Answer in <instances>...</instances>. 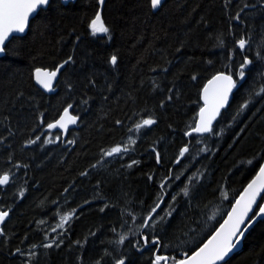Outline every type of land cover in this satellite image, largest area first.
I'll return each instance as SVG.
<instances>
[{"label":"trees","instance_id":"16d2710c","mask_svg":"<svg viewBox=\"0 0 264 264\" xmlns=\"http://www.w3.org/2000/svg\"><path fill=\"white\" fill-rule=\"evenodd\" d=\"M98 10V0H51L0 58V176L9 175L0 186L8 213L0 264H153L156 255L174 264L208 240L264 161L258 0H165L157 12L150 0H107L109 33L94 36ZM70 56L56 93L46 94L35 69ZM245 56L253 64L241 79ZM220 72L239 86L212 131L199 135L202 90ZM69 105L80 121L64 139L47 125ZM146 119L155 123L137 130ZM117 145L129 150L105 156ZM157 203L154 222L142 226ZM222 264H264V219Z\"/></svg>","mask_w":264,"mask_h":264},{"label":"snow or ice","instance_id":"6c2138e0","mask_svg":"<svg viewBox=\"0 0 264 264\" xmlns=\"http://www.w3.org/2000/svg\"><path fill=\"white\" fill-rule=\"evenodd\" d=\"M99 4L102 6L105 3V0H98ZM151 8L158 9L162 5V0H150ZM258 4L260 7H264V0H258ZM50 0H0V54L6 52V41L9 39L10 34L12 33H24L26 26L29 22V17L36 13L39 8L43 6H49ZM245 8H256L257 4H245ZM243 11V9H242ZM239 18V14H237V19ZM92 35H97L100 33L108 34L109 28L106 27L101 18V13L97 11L95 14V18L91 21L89 25ZM248 41L241 38L238 41V46L241 50H245ZM257 57H260V54L257 53ZM72 60V57H68L67 60L64 61L63 64L59 65L54 71H46L40 68L35 69V80L38 84H40L46 90H52V81L57 76L58 72H60L61 68L64 65L68 64ZM110 63L112 65H116L117 57L115 55L111 56ZM253 64V60L249 59L247 56L244 57L243 63L240 65V69L238 71V75L241 79L245 77L244 69ZM195 79V77H193ZM219 83V87L215 88L213 91L211 103L209 101L208 96V86L205 87V108H202L200 111L201 120L193 129V131L197 133L201 132H210L212 120L218 114L219 109L222 108L227 100L228 94L231 92L232 88L235 87L236 81L233 79L232 75H225L223 73H219L213 77L211 81H209V85H217ZM261 92H264V88L261 89ZM247 105H245L246 107ZM69 108L71 105L68 106ZM209 113L207 117L205 113ZM65 118H68V122L75 123V117H69L68 108L64 109V114L57 120L55 123H50L47 125L49 129L61 127L66 128ZM120 123V121H117ZM155 123L152 119H146L142 122V124H137V130L143 126H149ZM37 140L39 137L36 138ZM35 140H30L29 143H35ZM50 142V141H49ZM134 143V141H131ZM127 152L128 146H124L123 149L119 145L107 150L104 154L105 156H112L113 154H119L121 151ZM188 149L184 148L181 152V156H183L184 152H187ZM159 161V156H157ZM136 163V161H133ZM131 167V165H129ZM86 174V173H85ZM151 179V177H150ZM179 179V177H177ZM264 179V166L260 167V173L257 178ZM9 182L8 174H4L0 176V185H5ZM257 180H254L252 183L248 185V188L245 190L244 195L240 200L236 202V205L233 206L232 212L228 214V219L220 226L219 229L215 232V234L205 243L202 247H200L197 251L193 252L190 256L185 254L184 259L175 260V258H171L175 260V264H219V262L224 261L225 257L229 255V253L236 247L237 243H239V238L244 236L245 231L255 222L256 218H264V204L258 205L259 210L253 212V204L256 203V196L258 194L259 189L256 187ZM163 187V185H162ZM183 194L185 196L189 195V190L187 187L182 189ZM175 199V197H173ZM162 202V200H161ZM160 207V203H157L155 207L149 213V216L144 220L142 226L147 227L149 221H153L152 213H155L156 210ZM103 211V209H101ZM253 212L252 216H249V213ZM8 215L7 212L0 211V222H3L5 217ZM73 213H68L67 215L61 217V220L64 223H67ZM170 215V213H169ZM160 219H163L161 217ZM154 222V221H153ZM63 226V225H60ZM234 238H236L234 240ZM123 237L121 238V243L123 242ZM145 244L148 243V238L144 237ZM153 244L158 245L159 239H155L152 241ZM47 247H51V245H46ZM170 258L163 255H156L153 264H161L162 261L166 262ZM117 264H125L124 259H120L117 261Z\"/></svg>","mask_w":264,"mask_h":264},{"label":"water","instance_id":"95a60500","mask_svg":"<svg viewBox=\"0 0 264 264\" xmlns=\"http://www.w3.org/2000/svg\"><path fill=\"white\" fill-rule=\"evenodd\" d=\"M77 0H62V3L64 4V5H68L69 3H74V2H76ZM106 1L107 0H105V3L101 6L100 4H99V12L101 13V17H102V12H103V10H104V7H105V4H106ZM50 2H51V0H50ZM165 2V0H162V5H163V3ZM161 5V6H162ZM160 6V7H161ZM49 6H43V7H41V8H39L38 9V11L36 12V13H34V14H32L30 17H29V22H28V25L26 26V29H25V32L24 33H12V34H10V36H9V39L5 42L6 43V45L8 44V42L13 38V37H23V36H26L27 35V33L29 32V29H30V25H31V22H32V20L38 15V13L42 10V9H47ZM160 7L158 8V9H153V11L154 12H157L159 9H160ZM6 53V52H5ZM5 53H3V54H0V58L1 57H3L4 55H5ZM66 66H67V64L66 65H64V67L63 68H61V70H60V72H58V74H57V76L53 79V81H52V90H46V89H44L40 84H38L37 82H36V80H35V76H34V81H35V84L42 90V91H44L46 94H54V93H56V91H57V84H58V81H59V79H60V76H61V74H62V72H63V70L66 68ZM40 69H42V68H40ZM43 70H46V71H54L55 69H43ZM220 73H223V74H225V75H229L230 73H228V72H220ZM217 74H219V73H217ZM217 74H215L214 76H216ZM230 75H232V74H230ZM213 76V77H214ZM213 77L209 80V81H211L212 79H213ZM232 77H233V79L236 81V78L232 75ZM209 81L205 84V86H204V88H203V90H202V94H201V98H202V107L200 108V110H199V113H198V118H197V122H196V125L200 122V120H201V116H200V111H201V109L202 108H205L206 107V105H205V99H204V96H205V92H204V89H205V87L206 86H208V89H209V91H208V96H209V101H210V103H211V99H212V95H213V91H214V89L215 88H217V87H219L220 85H219V83L217 84V85H209ZM238 86H239V83L237 84L236 83V85H235V87H233L232 88V90H231V92L228 94V100H227V102H226V104L222 107V108H220L219 109V112H218V114L215 116V118L212 120V123H211V129H213V126L215 125V123L217 122V120L219 119V117H220V115H221V113L229 106V104H230V102H231V100H232V98H233V95H234V92H235V90L238 88ZM68 113H69V117H75L76 118V121H75V123H71V122H68V118H65V123H66V128H61V127H56V128H53V130L54 131H58V132H60V133H62V135H63V137H64V139L67 137V134L69 133V131L70 130H72V129H75L76 127H78V125H79V121H80V117L77 115V114H75L73 111H72V109L71 108H68ZM64 114V111H63V113L61 114V116ZM209 113H205V116L207 117V115H208ZM60 116V117H61ZM60 117L57 119V120H59L60 119ZM56 120V121H57ZM55 121V122H56ZM54 122V123H55ZM196 127V126H195ZM212 131V130H211ZM210 131V132H211ZM195 132V131H194ZM210 132H201V133H197V132H195V133H197V134H199V135H208ZM185 148H187L188 149V147H185ZM184 149V148H183ZM185 153V152H184ZM261 166H264V161H263V163H262V165ZM259 173H260V169L258 170V172L256 173V175L252 178V180L247 184V186L244 188V190L242 191V193L238 196V198L236 199V201L234 202V204L232 205V207H231V209L229 210V212H228V214L230 213V212H232V209H233V206L234 205H236V202L238 201V200H240L241 199V197L244 195V193H245V190L248 188V185L250 184V183H252L254 180H257V185H256V187L259 189V191H258V194H257V196H256V203L255 204H253V212H255L256 211V209H257V206L259 205V203H260V201H261V199H262V197H263V195H264V179H257L258 178V176H259ZM9 176V175H8ZM8 184V183H7ZM7 184H5V185H0V186H6ZM261 204H264V201L261 203ZM259 210V209H258ZM257 210V211H258ZM253 212H250L249 213V216H252L253 215ZM228 214H227V216L225 217V219H224V221L219 225V227L217 228V229H219L220 228V226L222 225V224H224V222L228 219ZM6 218H7V216L5 217V219H4V221L6 220ZM262 219H264V218H256V220H255V222L248 228V230L247 231H245V233H244V236L243 237H240L239 238V243H237V245H236V247L229 253V255L227 256V257H225V260L224 261H221V262H219V264H222L223 262H225V261H227L228 259H230L232 256H233V254L234 253H236L237 251H239L241 248H242V246H243V240H244V238H245V236L247 235V233L260 221V220H262ZM4 221L3 222H0V228H1V226H2V224L4 223ZM217 229L214 231V233L208 238V240L209 239H211V237L215 234V232L217 231ZM236 238H234V240H235ZM207 240V241H208ZM207 241L206 242H204V244L205 243H207ZM203 244V245H204ZM202 245V246H203ZM202 246H200V247H202ZM199 247V248H200ZM198 248V249H199ZM197 249V250H198ZM196 250V251H197ZM195 252V251H194ZM190 256V255H189ZM167 257H169V256H167ZM170 258V257H169ZM164 261H162V263H163ZM170 262V259L166 262V264H170L169 263ZM164 264H165V262H164ZM175 264V263H174Z\"/></svg>","mask_w":264,"mask_h":264}]
</instances>
